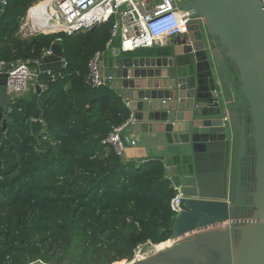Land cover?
I'll return each instance as SVG.
<instances>
[{
  "label": "water",
  "instance_id": "1",
  "mask_svg": "<svg viewBox=\"0 0 264 264\" xmlns=\"http://www.w3.org/2000/svg\"><path fill=\"white\" fill-rule=\"evenodd\" d=\"M177 5L201 18L205 30L190 24L187 34L153 48L161 55L124 57L117 50L104 73L130 111L124 134L163 133L188 149L175 167L174 186L182 198L171 245L129 264H264L262 4L185 0ZM50 50L40 71H61V42ZM5 83L0 76L2 132L11 108ZM41 130L30 122L33 137ZM156 245L147 242L141 250Z\"/></svg>",
  "mask_w": 264,
  "mask_h": 264
},
{
  "label": "trees",
  "instance_id": "2",
  "mask_svg": "<svg viewBox=\"0 0 264 264\" xmlns=\"http://www.w3.org/2000/svg\"><path fill=\"white\" fill-rule=\"evenodd\" d=\"M35 1L7 0L0 41L11 39ZM110 29L107 22L84 33L38 34L15 40L14 54L0 51V59H38L60 38L66 61L52 72L62 80L41 74L42 91L15 98L0 130V264H119L147 242L159 248L171 242L176 191L164 161L126 162L103 145L130 111L110 87L83 84L87 61L105 49ZM32 120L42 129L36 137Z\"/></svg>",
  "mask_w": 264,
  "mask_h": 264
},
{
  "label": "built area",
  "instance_id": "3",
  "mask_svg": "<svg viewBox=\"0 0 264 264\" xmlns=\"http://www.w3.org/2000/svg\"><path fill=\"white\" fill-rule=\"evenodd\" d=\"M42 1L33 2L26 10L29 13L36 8ZM185 0H50L48 7L41 14L35 16L36 28L31 27L32 35L38 34H59L72 35L75 33H84L94 27L111 22L110 37L105 44V49L97 51L91 55L86 64V75L83 78V84L90 89L110 87V78L102 73L103 59L106 52L111 56L117 54L132 53L140 49L162 48L166 47L170 41L177 37L187 34V27L192 23H200L205 30L201 18H192L191 15L178 7V2ZM264 11V0H259ZM7 6V0H0V12ZM27 16L24 17L26 24ZM50 20L58 23L52 25ZM39 23L49 24V27H59L54 31L45 32L38 26ZM30 31V30H29ZM205 39L210 45L209 37L205 31ZM55 41H60L56 38ZM117 41L118 47H113ZM45 49L38 59H0V76H5L6 95L11 99V105L15 98L33 90L36 86L42 88L38 83L41 74H47L50 82L62 80L64 75L61 72L53 74V71H40L45 57L51 55L50 47ZM211 47V45H210ZM61 69L66 67V61L60 59ZM217 93V91H215ZM36 121V120H33ZM132 120L129 118L123 125L113 127L102 144L109 147L113 153L123 158L125 150L129 146H135V141L123 137V130ZM169 167L165 165V171L168 179L176 191L174 198L170 202V208L175 213L179 212V201L182 198L180 189L174 186L172 176L167 174Z\"/></svg>",
  "mask_w": 264,
  "mask_h": 264
},
{
  "label": "crops",
  "instance_id": "4",
  "mask_svg": "<svg viewBox=\"0 0 264 264\" xmlns=\"http://www.w3.org/2000/svg\"><path fill=\"white\" fill-rule=\"evenodd\" d=\"M137 51H135L134 53H136ZM123 56L141 57L146 55L123 54ZM110 57L111 54L109 52H106L104 55L102 66L103 75L105 73V70L109 68ZM33 90L35 91V88ZM42 90L43 87L40 88V91ZM124 103L127 106V103ZM123 137H127L128 139L133 140L136 143L135 146H129L126 148L124 157L122 158L124 161H133L139 163L149 158L162 159L165 165L169 167V169L167 170V174L169 176H172L173 180L175 181V167L180 163L181 156H184L188 152V149L185 146L174 143L169 135H164L163 133H146L141 135H127L123 133ZM173 158H179V160L177 162H174Z\"/></svg>",
  "mask_w": 264,
  "mask_h": 264
},
{
  "label": "bare ground",
  "instance_id": "5",
  "mask_svg": "<svg viewBox=\"0 0 264 264\" xmlns=\"http://www.w3.org/2000/svg\"><path fill=\"white\" fill-rule=\"evenodd\" d=\"M49 3H50V0L42 1V3L39 4L36 8L32 9L29 13H26L27 19L25 20L26 24L23 27V29H25L26 26H31V25L34 28H36L37 23L34 20L35 16H37V14H41V12H43L45 10L44 8L48 7ZM49 23L52 24V25H57L58 24L56 22H53V20H50ZM38 26L40 27V29H43L45 32L54 31L55 29H59V27H55V28L54 27L53 28L50 27V28H48L49 24H46V23H39ZM29 30H30V32H32L33 28L31 29V27H29ZM171 243H172V241L170 242L169 245L165 244V246H166L165 248L170 246ZM157 246L158 245L154 246L153 248H151V250H146V249L141 250L140 254L138 256H136L135 258H137V259L144 258V257L154 253L155 251L165 249V248H158Z\"/></svg>",
  "mask_w": 264,
  "mask_h": 264
},
{
  "label": "rangeland",
  "instance_id": "6",
  "mask_svg": "<svg viewBox=\"0 0 264 264\" xmlns=\"http://www.w3.org/2000/svg\"><path fill=\"white\" fill-rule=\"evenodd\" d=\"M37 2V1H35ZM5 9V8H4ZM3 9V11H4ZM26 12V11H25ZM24 17H25V13L24 15L19 19V22H18V28L17 30L12 34L11 36V39H6V38H2L1 41H0V51L2 50H5V49H9L11 48L10 50V53L11 54H14V52L16 51L15 49V43L14 41L17 40V41H26L28 40L29 38L33 37L34 35L31 34V32L29 31V28H26L25 31L21 30V27L22 25L24 24ZM135 52V51H134ZM138 52V51H137ZM133 53V52H132ZM171 239V238H170ZM144 245V244H143ZM139 246L135 249L134 251V254H133V257L130 261H132L136 256H138L141 252V249H142V246ZM169 245V244H168ZM166 247V246H165ZM164 247V248H165ZM159 248V247H158ZM130 261H127V260H121L120 262L122 263H119V264H128Z\"/></svg>",
  "mask_w": 264,
  "mask_h": 264
},
{
  "label": "flooded vegetation",
  "instance_id": "7",
  "mask_svg": "<svg viewBox=\"0 0 264 264\" xmlns=\"http://www.w3.org/2000/svg\"><path fill=\"white\" fill-rule=\"evenodd\" d=\"M211 45V44H210ZM227 69H228V71H229V73H230V75H234V71L232 70V68L230 67V63H228L227 62Z\"/></svg>",
  "mask_w": 264,
  "mask_h": 264
},
{
  "label": "clouds",
  "instance_id": "8",
  "mask_svg": "<svg viewBox=\"0 0 264 264\" xmlns=\"http://www.w3.org/2000/svg\"><path fill=\"white\" fill-rule=\"evenodd\" d=\"M150 49H153V48H150ZM128 54V53H127ZM11 109V108H10ZM33 121V120H32Z\"/></svg>",
  "mask_w": 264,
  "mask_h": 264
}]
</instances>
